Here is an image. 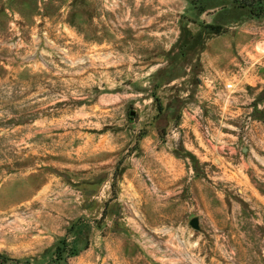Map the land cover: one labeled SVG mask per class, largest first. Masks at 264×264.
<instances>
[{
    "label": "rangeland",
    "instance_id": "1",
    "mask_svg": "<svg viewBox=\"0 0 264 264\" xmlns=\"http://www.w3.org/2000/svg\"><path fill=\"white\" fill-rule=\"evenodd\" d=\"M258 1L0 0V264H264Z\"/></svg>",
    "mask_w": 264,
    "mask_h": 264
},
{
    "label": "built area",
    "instance_id": "2",
    "mask_svg": "<svg viewBox=\"0 0 264 264\" xmlns=\"http://www.w3.org/2000/svg\"><path fill=\"white\" fill-rule=\"evenodd\" d=\"M236 91V88H235V85L234 83L231 81V82H228V83H224L221 90H220V93L223 97H226L228 98L230 96L231 93L235 92Z\"/></svg>",
    "mask_w": 264,
    "mask_h": 264
},
{
    "label": "water",
    "instance_id": "3",
    "mask_svg": "<svg viewBox=\"0 0 264 264\" xmlns=\"http://www.w3.org/2000/svg\"><path fill=\"white\" fill-rule=\"evenodd\" d=\"M190 224L193 228L197 229L199 227V222L197 220V218H193L191 221H190Z\"/></svg>",
    "mask_w": 264,
    "mask_h": 264
},
{
    "label": "trees",
    "instance_id": "4",
    "mask_svg": "<svg viewBox=\"0 0 264 264\" xmlns=\"http://www.w3.org/2000/svg\"><path fill=\"white\" fill-rule=\"evenodd\" d=\"M262 4V5H261ZM248 7H250L251 9V4H246ZM258 5H260L259 7H261V10H263L264 8V0H259L258 1ZM252 10V9H251Z\"/></svg>",
    "mask_w": 264,
    "mask_h": 264
}]
</instances>
